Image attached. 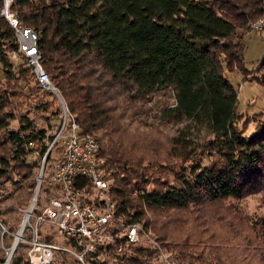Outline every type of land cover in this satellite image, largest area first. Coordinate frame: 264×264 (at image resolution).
I'll list each match as a JSON object with an SVG mask.
<instances>
[{
	"label": "trees",
	"instance_id": "obj_1",
	"mask_svg": "<svg viewBox=\"0 0 264 264\" xmlns=\"http://www.w3.org/2000/svg\"><path fill=\"white\" fill-rule=\"evenodd\" d=\"M12 9L37 32L43 68L82 131L98 142L116 215L150 224L164 248L177 253L178 264H264V219L251 223L247 215L226 208L235 216L228 223L235 230L226 232L210 222L228 218L204 216L212 206L254 194H262L264 202V118L236 111L238 93L228 76L248 73L243 40L249 21L263 15L264 0H14ZM18 48L14 29L0 13L6 83L29 86L33 80L32 93L52 96L44 107H55L59 124L55 95L41 90L23 54L14 68L9 55ZM256 71L264 88V59ZM9 89L0 94V128L14 118L3 112ZM242 115L248 120L239 126ZM255 121L253 133L246 134ZM20 123L29 134L10 130L7 139L16 165L25 169L19 160L25 161L27 144H41L44 154L53 135L30 130L25 116ZM163 127L173 134L166 135ZM2 163L9 166L5 159ZM26 166L18 174L29 181L34 168ZM28 184L34 188L36 182ZM146 210L175 211L176 223L195 214L193 233L171 226V218L149 222ZM230 240L245 245L241 252L248 245L253 249L241 255L220 246ZM101 253L106 256L100 258ZM109 256L115 264H162L148 243L124 245L121 252L98 246L87 262L108 264ZM5 259L0 253V264ZM9 264L31 263L17 251Z\"/></svg>",
	"mask_w": 264,
	"mask_h": 264
},
{
	"label": "built area",
	"instance_id": "obj_2",
	"mask_svg": "<svg viewBox=\"0 0 264 264\" xmlns=\"http://www.w3.org/2000/svg\"><path fill=\"white\" fill-rule=\"evenodd\" d=\"M13 2L3 0L0 10L14 29L18 41V51L12 57L25 56L41 90L52 92L61 110L59 129L52 139L46 140L42 169L53 150L58 145L62 147L61 156L53 164L52 173L45 183L46 203L38 206L41 178L32 199L33 206L29 213V209L25 213V216L28 214L27 223L23 226L22 222L23 232L26 229L29 231L21 236L23 243L31 247L28 251L29 262L51 264L57 252L67 251L86 264L87 256L98 246L115 247L116 251L121 252L124 245L148 243L157 249L162 264H178L177 253L164 248L155 238L150 224L126 222L116 215L117 200L111 192L110 173L102 167L97 157L99 144L91 133L82 131L75 115L70 112L63 96L43 68L38 34L22 24L12 9ZM248 28L256 33H264V13L250 20ZM29 144L34 145V142L30 141ZM42 224L53 231L43 233L40 228ZM51 233L67 240V244L47 241L45 237Z\"/></svg>",
	"mask_w": 264,
	"mask_h": 264
},
{
	"label": "rangeland",
	"instance_id": "obj_3",
	"mask_svg": "<svg viewBox=\"0 0 264 264\" xmlns=\"http://www.w3.org/2000/svg\"><path fill=\"white\" fill-rule=\"evenodd\" d=\"M244 56H245V65L248 73L240 72V71H232L228 73L229 79L234 84L237 93H238V102L236 111L238 113H243L245 115H254L261 114V120L264 118V88L259 81L260 74L256 71L259 63L264 59V42L260 40V35L249 30L246 34L244 40ZM10 58L14 61V68L22 62V58H14L12 54L9 55ZM15 71V70H14ZM35 83L32 80L30 85L27 86L21 83V86H13L11 84L6 83V74L3 68V64L0 62V94L4 93L5 90L9 89L6 107L3 112H9L14 115V118L10 119L7 126L4 128H0V169L3 171L0 172V253L4 254L7 258L8 252L13 245L14 236L20 229L26 210L29 209L32 199L35 194L36 187L38 184L42 183V188L40 189V198L38 199V206L46 203V196L44 195V190L46 188V180L52 173L53 164L56 162L57 158L61 156L62 147L58 145V147L53 150L51 156L47 158L44 169L43 167V159L44 154H42V146L41 144L30 145L28 142L26 153L24 155L25 161L19 160L25 166V169L28 170L26 165H32L33 176L29 179L35 180L36 185L34 188L30 187L28 184V180H23V178L18 174L21 172V175L26 171L25 169L18 167L17 162L13 159L11 154V145L7 139L8 131H21L24 135L29 134V130L24 131L21 130L22 125L20 123L21 118L25 116L32 123V128L30 130H46L48 135H55L59 129L57 116L53 115L55 111V107L53 109H45V103L47 100L52 101V96L41 92L40 90H34V93L31 92L29 87H35ZM12 90V93H11ZM240 123L239 126L246 120V116L242 115L239 117ZM248 120V118H247ZM136 124V123H134ZM255 123L250 122L245 130L246 134H251L254 131ZM163 132L166 135L173 134V129L169 127H163ZM213 157H217L216 154H213ZM211 158H203L202 164L208 165ZM5 159L9 164H3L2 160ZM190 167V164H187ZM173 180L172 177L169 179ZM44 184V185H43ZM222 206V207H221ZM232 206V207H229ZM228 208L232 213L241 212L244 215H247L251 220V223L255 220L264 219V202L262 194H254L247 197H244L239 200H231L226 201L222 205H216L208 208L205 212L208 211L206 216L208 219L215 216H225L227 221H218L215 223V219L211 223V228L213 226L223 227L226 232H230V230H235L231 228L228 223L232 218H235L228 210ZM216 213L215 216H213ZM147 218L149 222H152L156 216L162 217L163 219L171 218L172 221L170 223L171 226L183 227L180 228L183 231H191L193 233V226L195 224L194 219L196 217L193 214L190 218L186 220L177 222V212L172 210H159V211H147ZM203 215V212L202 214ZM203 222V219H202ZM4 227V228H3ZM230 227V228H229ZM42 232L45 233L47 231L52 232V228L46 224L40 225ZM203 227H200L199 230H202ZM24 232H29L27 229ZM23 232V233H24ZM22 233V234H23ZM23 236V235H22ZM52 241L58 245L67 244V240H63L59 238L56 234L51 233ZM238 240V239H237ZM22 245H21V244ZM20 244V245H19ZM221 247H226L231 250L232 253L241 252V250L245 247L244 244H239V242H235L230 240L228 243H223L220 245ZM30 245L23 243V240L20 239L14 253L18 251L19 254H25L28 257V251L30 250ZM246 250H252L253 245H248ZM244 249V251H245ZM241 252V255L244 253ZM14 253L12 257L14 256ZM106 254H100V258H104ZM6 260V259H5ZM108 264H115L114 258L109 256ZM4 264V263H3ZM51 264H83L81 263L75 256H73L70 252L67 251H59L56 254V259ZM86 264H89L88 262Z\"/></svg>",
	"mask_w": 264,
	"mask_h": 264
},
{
	"label": "bare ground",
	"instance_id": "obj_4",
	"mask_svg": "<svg viewBox=\"0 0 264 264\" xmlns=\"http://www.w3.org/2000/svg\"><path fill=\"white\" fill-rule=\"evenodd\" d=\"M32 204L30 205V207H29V211H28V213L30 212V210H31V208H32ZM27 219H28V214H27V216H25V219L23 220V226L27 223ZM22 226V225H21ZM22 226V228L21 229H19L18 230V232L15 234V240H14V242H13V245H12V247L10 248V250H9V252H8V255H7V258H6V261H5V263L4 264H9L10 263V260H11V258H12V255H13V253H14V251H15V249H16V246H17V244H18V242H19V240H20V237L22 236V233H23V229H24V227ZM20 236V237H19Z\"/></svg>",
	"mask_w": 264,
	"mask_h": 264
},
{
	"label": "crops",
	"instance_id": "obj_5",
	"mask_svg": "<svg viewBox=\"0 0 264 264\" xmlns=\"http://www.w3.org/2000/svg\"><path fill=\"white\" fill-rule=\"evenodd\" d=\"M257 34L260 35V40H263V42H264V33L262 32V33H257Z\"/></svg>",
	"mask_w": 264,
	"mask_h": 264
},
{
	"label": "water",
	"instance_id": "obj_6",
	"mask_svg": "<svg viewBox=\"0 0 264 264\" xmlns=\"http://www.w3.org/2000/svg\"><path fill=\"white\" fill-rule=\"evenodd\" d=\"M3 228H4V227H3ZM21 228H22V227H21ZM21 228H20V229H21ZM19 237H20V236H19ZM20 239H21V237H20Z\"/></svg>",
	"mask_w": 264,
	"mask_h": 264
}]
</instances>
